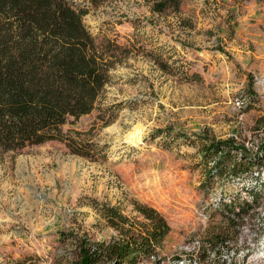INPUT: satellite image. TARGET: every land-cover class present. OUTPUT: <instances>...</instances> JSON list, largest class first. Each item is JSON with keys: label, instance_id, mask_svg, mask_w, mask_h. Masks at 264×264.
Listing matches in <instances>:
<instances>
[{"label": "rangeland", "instance_id": "374dc122", "mask_svg": "<svg viewBox=\"0 0 264 264\" xmlns=\"http://www.w3.org/2000/svg\"><path fill=\"white\" fill-rule=\"evenodd\" d=\"M76 2L124 57L97 109L63 127L89 140L92 158L60 141L0 148V264H78L84 246L120 236L109 208L137 230L139 205L170 231L137 264H264V165L209 178L199 152L205 136L260 153L264 0H180L163 13L147 0Z\"/></svg>", "mask_w": 264, "mask_h": 264}, {"label": "trees", "instance_id": "16d2710c", "mask_svg": "<svg viewBox=\"0 0 264 264\" xmlns=\"http://www.w3.org/2000/svg\"><path fill=\"white\" fill-rule=\"evenodd\" d=\"M87 1L95 5L106 0ZM147 1L153 13L180 9V0ZM87 12L76 0H0L2 150L60 141L72 154L92 158L89 140L63 127L97 109L124 55L115 40L102 43L90 32L83 22ZM201 137L202 161L212 162L209 178L240 180L254 166L264 165V142L260 153L250 156L233 139ZM109 210L108 223L120 236L84 246L78 264H137L157 255L170 231L158 211L139 205L137 211L147 221L135 230L125 229L128 219L118 210Z\"/></svg>", "mask_w": 264, "mask_h": 264}, {"label": "bare ground", "instance_id": "6f19581e", "mask_svg": "<svg viewBox=\"0 0 264 264\" xmlns=\"http://www.w3.org/2000/svg\"><path fill=\"white\" fill-rule=\"evenodd\" d=\"M137 134H129L127 135V140L130 142L137 144L140 142V139L142 138L143 129L140 126H136ZM136 131V130H135Z\"/></svg>", "mask_w": 264, "mask_h": 264}]
</instances>
